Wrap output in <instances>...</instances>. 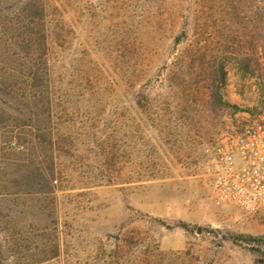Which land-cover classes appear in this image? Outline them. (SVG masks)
<instances>
[{"label": "rangeland", "instance_id": "obj_1", "mask_svg": "<svg viewBox=\"0 0 264 264\" xmlns=\"http://www.w3.org/2000/svg\"><path fill=\"white\" fill-rule=\"evenodd\" d=\"M40 1L41 86L12 59L20 95L0 92V193L9 170L55 179L54 200L0 194L11 229L58 234L39 264H264V219L215 207L207 177L233 106L264 103V0Z\"/></svg>", "mask_w": 264, "mask_h": 264}, {"label": "trees", "instance_id": "obj_2", "mask_svg": "<svg viewBox=\"0 0 264 264\" xmlns=\"http://www.w3.org/2000/svg\"><path fill=\"white\" fill-rule=\"evenodd\" d=\"M18 11L17 13H3L0 10V92L11 100L15 98V95H20L18 90L21 89L17 87L19 86L17 78L14 75L11 76V60L26 58L29 63L26 66L28 70L27 80L36 83V86H41V68L38 63L41 60L35 56L41 48H45L46 40L42 2L40 0L27 1L22 7L18 8ZM18 45H22L23 49L15 50ZM21 96L23 97V95ZM217 100L220 102L219 99ZM224 105L227 106V104ZM233 108L234 110L238 109L236 106H233ZM40 134L44 137L47 136L49 142H52L53 133L51 130L47 129V132H45L41 128L39 129ZM19 137L18 133H11V140ZM6 172V175L11 176L13 181L1 186L3 189V192L0 193L3 194L2 197L16 196L20 198L23 195L31 194L32 192L28 190L31 188L35 189L36 194L39 196L52 194V200L55 199V190H53L55 188L53 187L55 179L53 175L51 176L44 170H9ZM41 212H43L42 209ZM180 225L181 227H186L184 223ZM15 229H11V215L4 216V219L0 216V264H11V255L12 257H17L15 264H39L58 255L59 240L55 230L51 233L29 235L25 231ZM34 243L41 244L42 250L40 253L32 254L29 257H18V250L29 249Z\"/></svg>", "mask_w": 264, "mask_h": 264}, {"label": "built area", "instance_id": "obj_3", "mask_svg": "<svg viewBox=\"0 0 264 264\" xmlns=\"http://www.w3.org/2000/svg\"><path fill=\"white\" fill-rule=\"evenodd\" d=\"M255 107L228 117L209 152L207 177L215 207L264 219V103Z\"/></svg>", "mask_w": 264, "mask_h": 264}]
</instances>
